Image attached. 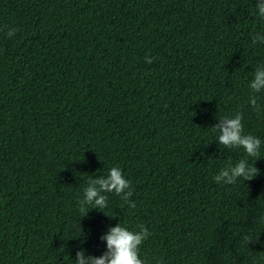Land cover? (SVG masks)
I'll list each match as a JSON object with an SVG mask.
<instances>
[{"label": "trees", "instance_id": "obj_1", "mask_svg": "<svg viewBox=\"0 0 264 264\" xmlns=\"http://www.w3.org/2000/svg\"><path fill=\"white\" fill-rule=\"evenodd\" d=\"M256 3L0 0V264L99 257L118 223L151 233L147 264H264V111L248 103L264 64ZM237 112L262 141L258 160L217 142L213 126ZM242 158L254 178L214 181ZM114 166L136 207L107 193L106 208L81 212L87 181Z\"/></svg>", "mask_w": 264, "mask_h": 264}, {"label": "clouds", "instance_id": "obj_2", "mask_svg": "<svg viewBox=\"0 0 264 264\" xmlns=\"http://www.w3.org/2000/svg\"><path fill=\"white\" fill-rule=\"evenodd\" d=\"M256 8L259 17L264 19V0H257ZM17 31V28H9L6 36L12 38ZM258 42L264 43V35H259V33L253 35L252 43L256 44ZM145 62L151 64L153 61L150 57H146ZM248 87L253 93L249 96L248 103L253 111L259 114L264 111V108L258 103L255 94L264 91V64L255 69ZM242 120V112H237L232 117L220 118V123L213 126L214 129L219 131L217 142L227 149L242 148L247 157L257 158L256 160H258L260 159L262 141L250 133L244 134ZM258 172L259 169L255 167V163L252 164L248 159L242 158L235 165L229 163L221 168L213 179L218 184L231 185L239 178H243L245 181L251 180ZM130 185L131 182L125 178L118 166L111 167L107 175L90 178L87 181V187L83 189V196L78 200L79 210L86 212L90 205L92 206L91 209L106 208L108 205L107 193H115L121 197L125 204L135 208V202L130 199L133 196ZM261 222H264V217L261 218ZM136 228L138 231H133L121 223L111 227L106 235L100 237L101 240L106 241L107 251L99 257L88 256L87 258H85L84 250L77 251L75 264H147L146 260L140 257L139 251L141 245L151 233L142 223L138 224ZM251 241V236L244 238V242L247 244Z\"/></svg>", "mask_w": 264, "mask_h": 264}]
</instances>
